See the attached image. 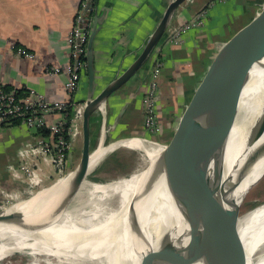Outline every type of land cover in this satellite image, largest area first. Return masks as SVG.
Listing matches in <instances>:
<instances>
[{"label":"crops","instance_id":"obj_1","mask_svg":"<svg viewBox=\"0 0 264 264\" xmlns=\"http://www.w3.org/2000/svg\"><path fill=\"white\" fill-rule=\"evenodd\" d=\"M170 1L94 0L90 27L94 16L100 19L92 44L98 80L95 93L121 74L140 54ZM81 2L0 0V87L18 91L22 95L33 89L48 100L70 99L80 102L87 99L86 71L82 72L79 88L71 96L65 89L66 74L63 71L56 75L46 72V68L52 66L63 70L71 63V47L67 43V36L76 24ZM207 3H210V9L206 7L209 10L203 27L182 34L178 45L166 43V33L140 70L107 99L104 104V130L101 109L91 114V150L100 145L105 150L109 144L126 137L153 139V135L143 129L141 98L149 82V71L156 60L162 63L156 108L157 112L159 109L158 121L163 135H155V140L168 143L222 43L261 11L264 0H189L175 11L169 26L176 27L194 18ZM232 17H239V21L225 25L224 21ZM17 48L34 54V58L18 56ZM45 120L51 124L56 116L50 114ZM81 126L80 133L69 137L65 172L73 169L79 161L82 144L80 153H77L75 143L78 139L82 141ZM38 137L37 132L19 122L0 128V209L32 195L26 193L28 184L18 171V166L21 159L30 154ZM119 149L105 150L95 172L105 168L118 170L122 166V159L118 158ZM41 161L43 170L40 188L43 189L51 185L58 175L52 166L45 163L44 158Z\"/></svg>","mask_w":264,"mask_h":264},{"label":"bare ground","instance_id":"obj_2","mask_svg":"<svg viewBox=\"0 0 264 264\" xmlns=\"http://www.w3.org/2000/svg\"><path fill=\"white\" fill-rule=\"evenodd\" d=\"M243 86L237 118L240 122L234 123L219 148L221 157L217 161L221 174L213 204L224 220L218 198L227 193L241 205L244 187L264 175V123L256 122L264 106V53L249 70ZM115 146L140 152L136 169L106 182L84 177L55 218L44 219L56 207L67 177L5 210L6 215L21 212L27 222L40 224L44 219L49 225L32 232L0 222V263L14 264L12 255L27 249L33 256L50 258L55 264H139L150 243L154 245L164 230L180 223L165 185V148L142 140H122L107 150ZM104 152L102 146L92 152L88 172ZM213 167L211 164V171ZM257 208L259 211L248 221V214ZM238 234V264H264V204L240 215Z\"/></svg>","mask_w":264,"mask_h":264},{"label":"water","instance_id":"obj_3","mask_svg":"<svg viewBox=\"0 0 264 264\" xmlns=\"http://www.w3.org/2000/svg\"><path fill=\"white\" fill-rule=\"evenodd\" d=\"M187 1H170L140 54L98 93H95L98 80L92 44L99 29L97 24L100 23V19L93 17L85 48L87 99L82 113L80 159L73 169L62 176L67 177V183L62 189L56 207L44 217L45 220L52 216L55 218L64 210L84 177L88 181L98 182L90 175L102 157L93 170L88 172L90 155L94 151L90 149V116L97 109H101L104 130L105 102L140 70L166 33L168 38L172 16ZM263 53L264 5L248 23L222 43L185 107L168 143L144 137L130 139L159 144L165 148L167 154L162 158L163 165L167 166L165 185L181 218L177 226L164 230L154 245L150 243V248L139 264H238L240 261L241 246L238 234L240 205L236 204L234 198L228 197L227 193H223L218 202L224 210L226 216L224 220L214 208L213 194L221 174L217 167V161L221 157L219 148L225 143L234 123L240 122L237 118L243 82ZM256 122L264 123V106ZM122 140L130 141L128 138L119 139L106 146L105 150ZM118 147L120 146L111 149ZM211 164H214L212 171ZM250 186L251 184H247L244 187L245 193ZM10 206L0 209V222L3 226L19 225L18 227L33 232L39 227L49 225L48 222H43L44 219L40 224L27 222L21 212L6 215L5 210Z\"/></svg>","mask_w":264,"mask_h":264},{"label":"built area","instance_id":"obj_4","mask_svg":"<svg viewBox=\"0 0 264 264\" xmlns=\"http://www.w3.org/2000/svg\"><path fill=\"white\" fill-rule=\"evenodd\" d=\"M93 9L94 0H82L80 10L76 15V24L67 36V43L71 47V63L63 70L56 66L46 68L49 75H56L62 71L66 74L65 89L70 96L78 90L81 74L86 71L85 48L91 23V17H88L87 13L93 12ZM200 15L204 14H198L192 24L183 28H168V34L172 32V37L178 34L182 36L186 29L198 27L201 25ZM16 53L28 59L34 58V54L21 48H17ZM159 65L157 63L153 69H156V74L152 75L153 81L158 80ZM157 94L156 83L153 82L147 89L143 101L146 117L144 126L151 135L157 134L160 130L157 124ZM84 105L85 101L48 100L42 93L33 89H29L26 94L22 95L18 91L0 87V128L19 122L39 134L30 154L22 158L18 166V171L27 181V189L35 190L34 192L41 189L42 158L46 160V164L52 166L58 175L57 178L66 173L64 164L70 145L69 137L76 132L80 133ZM50 114L56 116V120L48 124L45 117ZM40 130H47L48 134L43 135L39 133Z\"/></svg>","mask_w":264,"mask_h":264},{"label":"rangeland","instance_id":"obj_5","mask_svg":"<svg viewBox=\"0 0 264 264\" xmlns=\"http://www.w3.org/2000/svg\"><path fill=\"white\" fill-rule=\"evenodd\" d=\"M216 1L217 2H225L227 0H216ZM209 6H210V3H207L205 8H202L199 12H197V14L195 15L194 18L190 19L189 21H185V22L181 23L179 26H176L175 28H177V27L178 28H180V27L183 28V27H185L187 25L192 24V21L200 13L201 14L203 13L204 15H200L199 19H201V25H199L198 27L199 28L203 27L204 24H205V20L207 19V15H208L207 14V9L209 8ZM206 7H208V8L206 9ZM232 19H233V17L230 18V20L227 21V22L224 21L226 23L225 25L228 26L230 23L239 21V17H238V19L234 18L233 21L231 22ZM168 28H174V27L169 26ZM194 28H197V27H194ZM191 29H193V28L186 29L185 32H187V31H189ZM184 33H182V34H184ZM165 42L168 43V44H171V45H178V44L181 43V36L178 34L177 36L172 37V32H170V35L168 36V38H166ZM157 63L160 64L158 69H161V65H162L161 61L156 60L155 63L153 64V67L149 71V74H148L149 82L147 83V86H146L145 91H144V93L142 95V98H141V105H142V111H143V114H142L143 115L142 125H143V129L145 131H147V132H148V130L144 126V121H145L146 117H145V111H144L145 107L143 105V101L145 99L147 89L149 88L150 84L153 83V82L156 83V92L158 93L156 99L159 97L160 90H159L158 80L157 81H153L154 79H153V76H152L155 73L156 69L155 70H153V69L155 68ZM159 75H160V73H158V78H159ZM158 112H159V109H158ZM157 124H158L160 130L157 132V134H155L156 137L163 135V131L161 130V125H160L159 121H157ZM155 135H153V137H152L153 140H155V138H156ZM126 138H128V140L132 139V137H126ZM137 138H143V137H137ZM156 141L159 142V140H156ZM80 144H81V139H78L76 141V143H75V145L78 148L77 153H80V150H79ZM118 148H120L119 149L120 153L118 154V158L122 159L121 160L122 161V166L120 168L118 167L119 168L118 170H112V168L111 169L110 168L109 169L105 168V169H102V170L97 169L96 174H95V170H94V172H92L90 176L95 181L106 182V181L114 180V179L120 178L122 176H126L130 172H132L134 169H136V167H137V165L139 163L140 152L132 150L129 147H118ZM79 159H80V157H79ZM112 164L114 165V162ZM112 164H110V165H112ZM119 172H121V173H119ZM57 179L58 178L52 180L51 185H53ZM32 191H33V194L30 195L32 193ZM32 191L29 190V189H26L27 195H30L29 197H32V196L35 195V193H36V192H34L35 190H32ZM246 192L247 193H245V195L243 196V199H242V202H241V205H240V214H243V213H245V212H247V211H249V210H251V209H253V208H255V207L259 206V205H261V204H264V175L259 180H257L255 183H253V185H251ZM260 208H261V206H260ZM260 208H257L254 211L252 210L248 214L247 220L249 221L250 219H252L256 215V213L259 211ZM25 251H27V252L16 253L15 255H12L11 259L13 258L12 260H13L14 264H55V262L52 259H50V258H44L42 256H33L31 254V252L28 251L27 249H25ZM0 264H3V263H0Z\"/></svg>","mask_w":264,"mask_h":264},{"label":"trees","instance_id":"obj_6","mask_svg":"<svg viewBox=\"0 0 264 264\" xmlns=\"http://www.w3.org/2000/svg\"><path fill=\"white\" fill-rule=\"evenodd\" d=\"M92 13H93V12H88V13H87L88 17H91V16H92ZM87 15H86V16H87ZM39 133H42L43 135H47V134H48V131H47V130H40Z\"/></svg>","mask_w":264,"mask_h":264}]
</instances>
